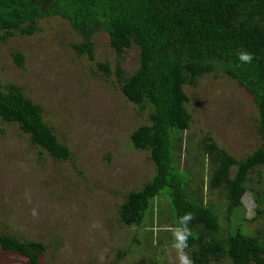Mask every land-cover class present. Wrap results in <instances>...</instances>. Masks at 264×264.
Instances as JSON below:
<instances>
[{"label": "trees", "instance_id": "obj_1", "mask_svg": "<svg viewBox=\"0 0 264 264\" xmlns=\"http://www.w3.org/2000/svg\"><path fill=\"white\" fill-rule=\"evenodd\" d=\"M51 17L67 21L80 38L74 44L79 57L93 59L95 39L108 37L124 97L148 116L130 140L134 149L149 152L154 176L126 194L121 224L153 234L154 221L166 213L193 264H264V0H0V40L34 36ZM133 49L139 66L129 74L123 65ZM241 53L251 60H241ZM13 61L25 67L23 53H14ZM99 68L111 73L107 64ZM210 74L226 76L254 99L260 144L243 159L220 147L211 132L199 139L190 134L185 88L198 87ZM3 124L18 126L57 161L73 157L42 106L21 86L0 81V134ZM246 194L256 202L251 220L242 202ZM0 250L41 264L47 248L6 232Z\"/></svg>", "mask_w": 264, "mask_h": 264}, {"label": "rangeland", "instance_id": "obj_2", "mask_svg": "<svg viewBox=\"0 0 264 264\" xmlns=\"http://www.w3.org/2000/svg\"><path fill=\"white\" fill-rule=\"evenodd\" d=\"M39 28L31 37L0 40V81L21 86L42 106L45 121L73 157L57 161L34 147L18 126L2 125L0 233L43 243L47 250L41 264H184L185 260L193 264L172 224L164 220L168 214L154 221L153 234L150 228H132L119 221L126 194L150 181L155 168L149 152L132 147L131 134L147 123L148 116L124 97L116 76L119 58L108 37L95 39L91 59L89 54L79 57L74 44L81 40L67 21L46 18ZM18 52L25 55L23 69L13 61ZM104 64L111 69L109 75L99 68ZM138 66V50L133 49L123 69L133 74ZM185 90L193 116L192 136L199 139L211 132L219 146L237 159L259 146L254 125L258 110L244 88L226 76L210 74L198 87ZM203 182L208 195V173ZM242 202L245 217L251 220L256 214L253 196L246 194ZM0 264L29 262L0 250Z\"/></svg>", "mask_w": 264, "mask_h": 264}, {"label": "clouds", "instance_id": "obj_3", "mask_svg": "<svg viewBox=\"0 0 264 264\" xmlns=\"http://www.w3.org/2000/svg\"><path fill=\"white\" fill-rule=\"evenodd\" d=\"M240 59L243 61H249V60H251V56L247 53H241ZM184 264H188V262L185 260Z\"/></svg>", "mask_w": 264, "mask_h": 264}]
</instances>
